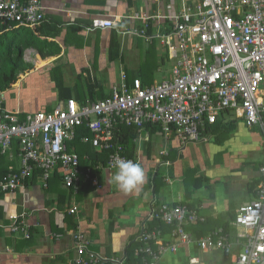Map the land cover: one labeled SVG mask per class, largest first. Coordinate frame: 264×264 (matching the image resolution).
<instances>
[{
    "label": "built area",
    "instance_id": "1",
    "mask_svg": "<svg viewBox=\"0 0 264 264\" xmlns=\"http://www.w3.org/2000/svg\"><path fill=\"white\" fill-rule=\"evenodd\" d=\"M43 17L41 0H0V34L10 31L12 25L33 29ZM144 17L171 24L167 32L155 36L167 52L168 77L151 86L134 79L128 86L122 73L120 84L107 98L84 105L73 99L59 101L49 111L24 117L0 106V155L10 162L19 161L16 171L9 167L0 176V192L23 189L26 180L35 175L46 188L55 171L61 174L62 187L74 193L80 178L97 185V177L92 178L89 169L82 173L78 155L68 151L81 127L92 135L82 137L81 143L95 151L115 150L106 167L100 166L107 174L115 170V160L124 150L114 141L120 126L134 127L138 133L147 125L154 126L165 139L175 135L180 145L200 144L211 138L207 126L232 114L231 120L259 132L264 153V0H170L163 13L135 15L138 20ZM116 26L115 21L97 17L86 31ZM0 96L3 99V94ZM258 173L255 198L236 210L227 231L218 228L196 239L184 227L203 223V217L183 206L152 200L147 221L170 226L169 237L159 230L148 231L142 224L133 249L134 261L129 263L127 255H99L89 249L84 234L73 232L75 256L69 264H158L164 254L174 253L182 245L219 252L229 257L231 264H264V157ZM76 212V206L69 210L70 214ZM27 218L26 213L14 215L0 228L29 239ZM188 264L203 263L193 257Z\"/></svg>",
    "mask_w": 264,
    "mask_h": 264
},
{
    "label": "crops",
    "instance_id": "2",
    "mask_svg": "<svg viewBox=\"0 0 264 264\" xmlns=\"http://www.w3.org/2000/svg\"><path fill=\"white\" fill-rule=\"evenodd\" d=\"M41 2L44 18L58 30L52 40L60 53L42 57L36 49H25L23 60L31 65L32 70L19 75L21 79L15 86L19 89L20 85L31 83L21 94L27 101L40 99L39 96L48 97L30 111L22 104H7V91L1 101L4 109L22 115L52 108L64 99L77 101L76 93L81 94L84 89L89 91L86 86L91 83L97 94L96 100L104 99L111 95L113 87L120 84L122 73L126 83L129 82L128 86L134 79L147 84L144 86L160 83L149 80L145 71L150 65L155 74L162 72V66L168 61L164 60L166 49L155 36L167 32L171 24L169 20H147L145 17L138 20L135 15L163 13L170 0L158 3L154 0ZM97 17L115 21L117 27L86 31L91 20ZM149 37L152 39L147 40ZM112 38L118 44L117 49L111 45ZM111 47L116 54L110 56ZM53 70L55 74H51ZM53 75L55 81L60 76L64 89L61 94ZM62 97L63 100H58ZM52 100L55 101L53 106ZM230 116L232 114L222 115L216 123L217 130H213L211 138L201 144L180 145L173 135L165 139L161 131L151 134L146 129L140 131L133 154L144 171L145 181L133 191H122L110 183L114 170L109 174L103 170L98 175V187L93 191L82 188L74 193L64 189L56 179H51L44 188L41 179L35 175L23 189L0 192V224L7 225L10 217L26 213L31 225L29 239L0 228V264H69L75 256L73 232L84 234L89 249L99 255L120 258L137 246L135 240L142 224L151 222L147 217L152 200L170 206L183 203L193 206L204 222L199 223L202 226L198 228H193L194 224L184 228L196 239L203 237L195 236L201 228L206 230L204 235L217 228L227 227L223 229L227 231V223L233 220L236 210L255 198L258 169L264 157L259 132L246 128L241 121L234 122ZM222 129L241 131L235 133L240 138L230 137L222 142V136L215 138ZM17 159L13 162L16 168L19 167ZM85 159L88 160L83 156L84 162ZM185 169L190 170L189 176L185 175ZM150 179L151 183L158 185L156 190L150 185L145 187ZM241 197L243 202L236 205ZM72 206L77 208L75 214L69 213ZM208 254L213 260L207 259ZM127 257L133 259L132 254ZM193 257L203 264H231L229 257L216 251L202 252L194 245H182L174 253L164 254L158 264H188Z\"/></svg>",
    "mask_w": 264,
    "mask_h": 264
},
{
    "label": "trees",
    "instance_id": "3",
    "mask_svg": "<svg viewBox=\"0 0 264 264\" xmlns=\"http://www.w3.org/2000/svg\"><path fill=\"white\" fill-rule=\"evenodd\" d=\"M50 25H51L50 22H47L46 19L43 17V20L40 22V24L33 29L24 28L22 26H19L20 27L19 28V27H14L12 25V28L10 31L3 33V34H0V95L4 94L5 92L10 91L14 88L16 83L21 79V78H18L19 75L23 76L25 73L32 70L31 65L27 64L23 60V52L25 49H29V48L36 49L38 51V53L40 54V56H42V57H47V56H51L52 54L56 55V54L60 53V49L57 48V45L52 40L55 37V34L58 33V30L55 28H52ZM10 32H12V36L10 38H8L7 34ZM111 45H112V47L117 49L118 44L116 43V41L113 38L111 39ZM112 47H111L110 56L112 55V53L116 54V51L112 52ZM163 53H164V58H165L164 60L167 61L168 60L167 52H163ZM165 55H166V57H165ZM114 57H115V55H114ZM51 74H55V70H53L51 72ZM53 78L55 81L54 75H53ZM55 84L59 90V94H61V92L64 89H63L62 81L60 80V76L58 78H56ZM127 84H129L128 81H127ZM144 85H147V84H142V86H144ZM86 87H87V89H89V91L84 89L83 93H81V94L76 93L77 95L75 96V99L81 105H84L86 102H95L97 99L96 98L97 94H95V92H94L93 84L92 83L87 84ZM58 100H63V97L58 99ZM64 100H68V99H64ZM1 101H2V97L0 96V106H1V108H3ZM52 108L42 109L39 111H49ZM25 114H22L21 116L24 117ZM215 125H212L213 127L207 126L206 130H205L206 133L210 134L213 132V130H217V125L216 126ZM231 126H233V125H230L229 127H231ZM144 129L148 130L150 132V134L154 133V132L155 133L160 132V129L158 127L149 126V125L145 126ZM116 130L117 131L114 132V141L118 142V144H120L122 146V148L124 149L121 151L120 155L124 158L135 160L134 154H133V151H134L133 148H134V144H135L136 140L138 139V135H139L138 130L134 127H125V126H120V127L116 128ZM222 130H223L222 133L217 135L215 138L218 139V136L228 137V135L234 131V129H229V130L228 129H222ZM85 136L88 138L92 137L91 133L86 128H84V127L79 128L77 131V136H76L75 140L73 142L69 143V145H68V151L69 152L74 151L78 155V157H79V169L82 173H85L86 170L89 169L91 171L90 176L92 178L97 177L96 178L97 185H94L93 181H85L84 182V181H82V178H80L81 182H80V185H79L80 187H79L78 191L82 188H83V190L89 189V190L93 191L96 189V187H98V177H99L98 175H100L101 171H103V170H101L100 166L102 165V167H106V164L108 163L109 157L115 152V150L92 151L91 147L88 144H83L80 141L81 138L85 137ZM173 136H175V135H173ZM175 138L177 139L176 136H175ZM221 139L224 140L225 138H221ZM16 149H17V147L15 148V150ZM83 156H85L88 159V160L85 159V162L89 163V164L83 165V163H85L83 161ZM0 159L8 162V164H5V166L0 167V176L2 174H5L9 170V167H10V169H14V171H16V167L13 163L14 160H13V162H10L9 158L5 155H0ZM184 173L186 176H189L190 170L185 169ZM51 179H56V180L61 182L62 177H61L60 172H58V171L54 172V175L51 176V178L48 180V185H49V182ZM29 181L26 180V182H25L26 187L28 184H30ZM150 181H151V179L146 182L145 187L149 188V185H150V187H152L156 190L158 188V185L155 184L154 182L151 183ZM255 189H256V187H255ZM71 192H72V190H71ZM187 205L183 203L180 206L185 207L187 210L195 211V210H193L194 209L193 206H191V205L187 206ZM27 221H28V218H27ZM166 226L167 225L161 223L158 220H153L147 224V229H148V231L159 230V231H161L162 235H166V234H169L171 231V227L170 226L166 227ZM192 226H194L193 228H195L196 226L198 228V226L201 227L202 224H196V225L194 224ZM223 229H227V227H225ZM213 230H215V229H213ZM185 231L187 232L186 229H185ZM204 232H206V230L204 231L203 228H201V230L199 232H195L196 233L195 236L196 237L205 236ZM131 254H133V249H129L127 251L128 256H131ZM128 261H129V263H131L134 261V259H129Z\"/></svg>",
    "mask_w": 264,
    "mask_h": 264
},
{
    "label": "rangeland",
    "instance_id": "4",
    "mask_svg": "<svg viewBox=\"0 0 264 264\" xmlns=\"http://www.w3.org/2000/svg\"><path fill=\"white\" fill-rule=\"evenodd\" d=\"M12 36V32L8 33L7 34V37L10 38ZM141 49H139L140 51ZM155 57V56H154ZM139 58H140V54H139ZM141 61H142V58H141ZM142 63V62H141ZM144 65V64H142ZM147 70L145 71L146 72V75H147V78L150 79H155L156 81H161L165 78L168 77V71L170 69V62L167 61L163 66H162V72L161 73H156L155 74V71H151L153 70L152 68H149L150 65H147ZM27 78L29 79V76H27ZM28 84H23V85H20L19 86V89L17 86H15L11 91H9L6 95L7 97V104H22L23 106H28V109L31 111L32 109H35V108H38L40 104H42L46 98L48 97V95H46L45 97L43 96H39L40 99H31L29 101L23 99V97L21 96V94L28 88L27 87ZM31 83L28 85L30 86ZM51 106L54 105L55 101H51ZM39 111V110H38ZM35 112V111H34ZM233 121L234 122H238V120H236L235 118H233ZM236 132H241V131H233L228 137H221V138H225L222 142H226L229 140L230 137H235L236 140H238L240 137L237 136L235 133ZM235 134V135H234ZM220 145V144H219ZM2 166H5V163L2 159H0V167ZM243 202V197H241V199H239L238 201H236V205H240L241 203ZM207 256H209L207 259L208 260H213V258L211 257V254H208Z\"/></svg>",
    "mask_w": 264,
    "mask_h": 264
},
{
    "label": "clouds",
    "instance_id": "5",
    "mask_svg": "<svg viewBox=\"0 0 264 264\" xmlns=\"http://www.w3.org/2000/svg\"><path fill=\"white\" fill-rule=\"evenodd\" d=\"M113 168L115 170L110 175L109 182L116 184L122 191H133L145 181L144 171L137 161L118 157L115 160Z\"/></svg>",
    "mask_w": 264,
    "mask_h": 264
}]
</instances>
